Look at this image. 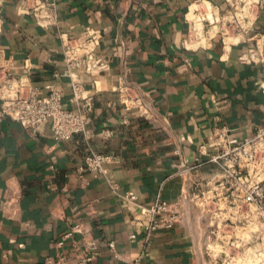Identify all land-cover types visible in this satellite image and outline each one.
Segmentation results:
<instances>
[{
  "label": "crops",
  "instance_id": "obj_1",
  "mask_svg": "<svg viewBox=\"0 0 264 264\" xmlns=\"http://www.w3.org/2000/svg\"><path fill=\"white\" fill-rule=\"evenodd\" d=\"M38 1L0 0V63L12 76L44 94L58 88L75 108L63 38L95 30L96 55L110 65L75 69L94 105L86 131L70 140L56 141L50 122L35 132L0 122V264H77L75 244L89 238L99 249L90 264H215L205 201L223 180V161L212 160L217 134L241 141L264 129V66L241 60L247 43L224 47L217 37L189 47L186 16L196 0H52L47 24L32 9ZM255 33L264 43V10ZM93 152L113 157L105 176L86 168ZM127 191L143 206L158 194L179 201L182 222L148 238L149 217L120 197ZM258 259L247 253L233 264Z\"/></svg>",
  "mask_w": 264,
  "mask_h": 264
},
{
  "label": "built area",
  "instance_id": "obj_2",
  "mask_svg": "<svg viewBox=\"0 0 264 264\" xmlns=\"http://www.w3.org/2000/svg\"><path fill=\"white\" fill-rule=\"evenodd\" d=\"M195 3L199 8L194 13L204 24L203 31L208 33L213 26L219 27L210 41L220 37L224 47L247 43L246 50L240 55L241 60L264 66L262 37L255 39L256 21L264 10V0H222L220 4L212 0L193 1L186 16L189 25L187 40L194 39L188 14ZM206 3L212 7L211 18L207 16L209 9ZM54 4L52 0H39L32 9L39 11L41 20L47 24L55 18L52 11ZM100 38L95 30H89L84 40L68 36L63 38L64 74L72 79L75 108L68 107L58 88L51 86L49 92L44 94L40 87L32 85L26 77L12 76L10 66L0 63V122L10 119L33 132L45 122H50L52 137L56 141L70 140L74 134L85 132L87 112L93 108L94 95L85 90L80 79H77L75 69L94 73L109 68V62L96 55ZM228 38L236 42L229 43ZM120 93L128 104L131 96L127 95L125 88L120 89ZM217 144L220 151L212 160L223 161V180L205 201L206 218L209 217L208 256L215 260V264H233L234 258L254 253L259 258L258 264H264V250L259 248L254 251L251 245L256 239L264 240V236H260L264 233V153L258 152V149L264 151V129H260L254 137L241 141L229 137L227 131L223 130L217 134ZM112 159L109 154L93 152L86 156L84 164L87 169L105 176L106 164ZM120 197L142 207V212L149 217L144 225L148 238L160 229H173L183 220L179 201L171 203L158 194L151 205L143 206L139 205L133 191L122 193ZM73 234L72 230L66 237H72ZM135 237L132 235V240ZM111 247H114L113 243ZM75 250L77 264H90L99 255L98 240L89 238L78 241Z\"/></svg>",
  "mask_w": 264,
  "mask_h": 264
},
{
  "label": "bare ground",
  "instance_id": "obj_3",
  "mask_svg": "<svg viewBox=\"0 0 264 264\" xmlns=\"http://www.w3.org/2000/svg\"><path fill=\"white\" fill-rule=\"evenodd\" d=\"M207 7L209 9L208 15L211 18V11H212V7L209 3H206ZM192 10L191 12L188 14V19L191 21V25L193 26V35H194V39L192 40H187V45L189 47H198V46H204L210 43V38L215 35V33L217 32V30L219 29V27L217 25L213 26L210 31L208 33L203 31V27L204 24H202V22L200 21V19L196 16V14L194 13V10L196 8H199L196 3L192 5ZM213 13V12H212ZM196 34V36H195ZM196 37V38H195ZM227 41L229 43L232 42H236L235 39L233 38H228Z\"/></svg>",
  "mask_w": 264,
  "mask_h": 264
},
{
  "label": "rangeland",
  "instance_id": "obj_4",
  "mask_svg": "<svg viewBox=\"0 0 264 264\" xmlns=\"http://www.w3.org/2000/svg\"><path fill=\"white\" fill-rule=\"evenodd\" d=\"M193 38V37H192ZM259 151L258 152H260L261 154H263L264 153V151H262V150H260V149H258ZM262 151V152H261ZM260 236H264V233L261 235L260 234ZM261 245V248H262V250H264V240H263V243L262 244H260ZM245 247H248V246H245ZM260 248V247H259ZM249 251H252L251 249L249 250Z\"/></svg>",
  "mask_w": 264,
  "mask_h": 264
}]
</instances>
